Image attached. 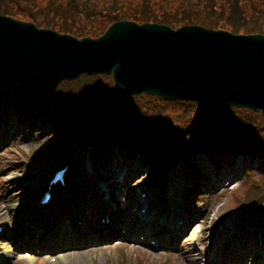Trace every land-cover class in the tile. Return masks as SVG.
<instances>
[{
    "label": "trees",
    "instance_id": "16d2710c",
    "mask_svg": "<svg viewBox=\"0 0 264 264\" xmlns=\"http://www.w3.org/2000/svg\"><path fill=\"white\" fill-rule=\"evenodd\" d=\"M0 13L77 37L97 36L122 19L172 28L201 24L235 33H264V0H0ZM10 81L14 105L22 104L29 115L36 107L38 114L50 118L53 139L46 142L43 153L75 139L81 123L84 143H91L95 162L102 153L119 151L125 158L122 150L127 157L136 151L141 163L149 166V178L158 177L173 154L184 156L194 148L216 155L243 150L264 160L260 111L144 93L122 94L109 74L63 80L52 95L13 78Z\"/></svg>",
    "mask_w": 264,
    "mask_h": 264
},
{
    "label": "water",
    "instance_id": "95a60500",
    "mask_svg": "<svg viewBox=\"0 0 264 264\" xmlns=\"http://www.w3.org/2000/svg\"><path fill=\"white\" fill-rule=\"evenodd\" d=\"M125 93L204 100L264 114V37L223 29L113 22L76 38L0 14V74L47 93L62 78L110 73Z\"/></svg>",
    "mask_w": 264,
    "mask_h": 264
},
{
    "label": "rangeland",
    "instance_id": "374dc122",
    "mask_svg": "<svg viewBox=\"0 0 264 264\" xmlns=\"http://www.w3.org/2000/svg\"><path fill=\"white\" fill-rule=\"evenodd\" d=\"M8 82V79L5 81V84ZM10 123V122H9ZM5 123H3L4 126ZM33 127H28L27 130L18 127L16 129V125L12 127V130H8V134L6 135L4 128L2 131L0 129V161L1 160H14V164H18L23 159L30 160L37 156V152L41 149L45 141L49 140L51 137L50 130L48 127V123H43L42 119H38L37 121H33ZM33 128V129H32ZM26 131L25 134H22V131ZM261 131L264 133V127L261 123ZM12 138L13 141L6 147L1 148L3 142L6 141V137ZM74 145H77L76 142H70L64 146V149L58 151V157H56L53 161H58L64 154H66L70 148ZM4 149L5 152L1 153ZM83 149L79 147L77 150L79 156L80 152ZM204 161L207 162V156L203 155ZM31 165H36L30 162ZM113 165V163L111 164ZM246 166H253L255 170L253 173L251 172L249 175L243 173L241 171L233 173L230 172V176L224 178L220 183V188L216 189L210 193H204V191L199 192L198 195L193 196V201L190 204L185 205L186 202H182L187 209L189 215H193V218H189L188 227L182 230L178 235H176V241L173 244H169L174 248H166L163 246H157L156 250L151 246L146 245L142 240L137 239L136 241H123L121 238L115 239L106 243H99L98 245L89 246L82 248L76 253L73 250H69L64 252L66 257L63 261L59 262V260H49L45 258H41L40 254L36 253L33 261L19 258V256L12 255L10 260L2 263V264H208L207 258L205 257L206 247L211 239H215L220 235L218 226V232L213 234L212 226L215 224V221H218L221 218L223 211L227 210V207L231 206V203H234L239 189L237 192L228 190H236L238 189L243 181H246V176L251 177L252 179H260L262 177L261 166H259L257 159L253 157H248L245 160ZM43 167L41 165H36L33 167L32 173L34 174L33 179L25 180L26 175L25 171L22 169H16L15 167H11L8 165L7 168L3 167L0 162V177L3 178L2 188L0 190V206H4L9 202L13 194L18 193L22 190L20 186L22 184H33L36 182H40L42 180L43 173L47 171V168L44 167L43 171H40L37 175V168ZM212 171V168L209 169ZM222 169L221 171H223ZM122 172V171H121ZM220 173V171H219ZM15 174L16 179L15 183L11 184L9 176ZM107 174L106 171L102 172V176ZM220 175V174H217ZM142 175H136L135 177L128 178L122 185H132L136 183V186L139 190H144L143 183H140V179ZM27 182V183H26ZM142 187V188H141ZM34 189L31 190L28 196H33ZM58 199V198H57ZM181 201V196H179ZM55 202L53 204V209L56 211ZM159 205V204H157ZM25 210V209H24ZM49 208H47V211ZM27 212H25L26 214ZM19 219L20 226L22 222ZM261 224L264 228V212L259 214ZM12 218H15L14 216ZM214 218V219H213ZM226 219V220H225ZM224 225L227 224L229 218H223ZM194 226L191 227V224ZM82 224V222H80ZM253 224V221L249 223V226ZM256 225V223H254ZM73 227V225H72ZM190 227V228H189ZM255 228V227H254ZM62 229V228H61ZM189 229L193 232L190 233ZM190 230V231H191ZM221 236V235H220ZM20 234L17 235V241L20 240ZM89 238L94 239L95 236H90ZM0 241L5 243V247L7 249L12 248L14 239L12 235H6L0 237ZM60 243V242H59ZM176 246H179V249H175ZM163 249V251H161ZM171 250L173 253H169L166 251ZM13 251V249H12ZM22 252V250H20ZM59 252V250L57 251ZM138 254L142 257V261L139 259ZM253 254L247 255H239L238 253H232L225 263L227 264H264L263 260L256 259V256H252ZM40 257L39 260H37ZM224 264V263H219Z\"/></svg>",
    "mask_w": 264,
    "mask_h": 264
},
{
    "label": "bare ground",
    "instance_id": "6f19581e",
    "mask_svg": "<svg viewBox=\"0 0 264 264\" xmlns=\"http://www.w3.org/2000/svg\"><path fill=\"white\" fill-rule=\"evenodd\" d=\"M9 178L11 180V184L15 183V175L9 176ZM20 188H22V190L18 193L13 194L8 203H6L4 206H0V220H11L13 216L16 217L17 215H19L23 208L26 209V211L31 210L29 206L30 198L28 196V192L32 190L34 186L26 187L25 185H23ZM102 222L105 226L113 225V229L118 228L117 222L112 220L110 217H104ZM122 223H126V220H123ZM11 225H14L13 221L11 222ZM10 254L11 252L9 250H6L0 242V263L2 259ZM27 256L29 260L33 259L32 256ZM49 257L54 258V260H59V262L65 259V256L61 253L56 255H49Z\"/></svg>",
    "mask_w": 264,
    "mask_h": 264
}]
</instances>
